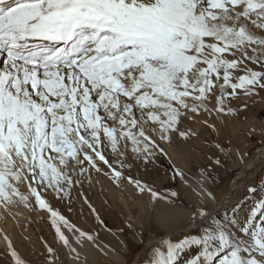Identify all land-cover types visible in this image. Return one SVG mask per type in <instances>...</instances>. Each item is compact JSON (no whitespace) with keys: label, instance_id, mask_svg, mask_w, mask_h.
Instances as JSON below:
<instances>
[{"label":"snow or ice","instance_id":"1","mask_svg":"<svg viewBox=\"0 0 264 264\" xmlns=\"http://www.w3.org/2000/svg\"><path fill=\"white\" fill-rule=\"evenodd\" d=\"M258 101L264 0H0V207L47 213L67 264H131L134 242L135 264H179L188 250L187 264H264V144L258 175L256 157L231 140L205 163L170 164L162 185L134 174L171 160L174 145L192 157L199 134L185 122L224 130L243 116V138L264 141V111L249 115ZM233 169L254 178L222 188ZM103 181L131 209L119 224L87 195L85 183ZM74 193L96 229L49 199L71 211ZM150 221L161 230L149 235ZM3 239L6 264H26ZM61 255L48 246L45 264Z\"/></svg>","mask_w":264,"mask_h":264},{"label":"rangeland","instance_id":"2","mask_svg":"<svg viewBox=\"0 0 264 264\" xmlns=\"http://www.w3.org/2000/svg\"><path fill=\"white\" fill-rule=\"evenodd\" d=\"M264 111V103H258L254 106V110L249 115L252 116L253 119L258 120L260 118L261 112ZM248 120H246L243 116L237 117L230 122V125L227 129L224 130H214L210 127H202L200 123L193 124L191 122H185L182 127L185 130H190L199 134V138L192 137V139L188 142V148L191 151L192 157H189L185 154L180 153L176 146H172L173 148V156L172 159L169 160L167 157H161L155 163V165H149L146 171L140 172L138 169L134 170V174L136 176H141L146 180L152 181L158 185H162L167 181L164 179V175L167 172L170 164H175L180 167H184L185 169L192 167L193 163L202 164L207 161V159L211 156V151L215 148L216 143L223 142L228 143L231 140L235 144H240L246 147L248 153L253 155L254 151L262 145L264 141L261 140L259 136L245 140L243 138L244 133L247 130ZM183 142V138L178 139L177 143L180 144ZM259 162L260 158L256 160V175L259 174ZM233 170H229L228 172H224L221 174L223 183L221 184L222 188L229 187V181L231 180L232 184L240 185L241 180H245L248 178H254L253 173L249 170L248 176L246 177L244 174L238 178L237 173L235 175H231ZM106 182V181H105ZM218 183H220V179L218 178ZM108 183V182H107ZM87 185V184H86ZM98 187V189H97ZM23 188V186H22ZM102 188V189H101ZM113 189H115L113 187ZM87 195L91 198L92 204L98 209L103 219L106 220L109 226L114 224H119L121 220L125 219L124 213L127 212L131 214V209L128 205H126V201L122 198L118 197V194L114 191L111 193L107 192L104 187L100 185L89 186ZM117 190V189H115ZM235 191V189H233ZM240 191H243V187L240 186ZM84 193L81 191L79 195H83ZM74 195V194H73ZM264 195V193H257V196ZM77 199H75V203H78L77 206L79 208L77 210L72 209L69 211L65 201H59L54 199L51 200L56 209L64 212L69 219L76 223L78 226H82L84 228H93L96 229L99 221L96 220L89 212L88 209L83 205L82 201L78 198V194L75 193ZM101 199V200H100ZM121 199V200H120ZM254 197L249 196L248 200L254 202ZM57 202H56V201ZM79 200V202H78ZM123 200V201H122ZM120 202V203H119ZM125 202V203H123ZM121 205H123V211H121ZM83 208H81V207ZM128 207V208H127ZM28 209V208H27ZM29 210V209H28ZM78 211V213H77ZM75 215V216H74ZM31 218V219H30ZM28 217L26 225L24 223L21 227L25 229L22 230L20 227L18 232L19 235L22 236L24 240L27 242V249L24 250L15 244L17 251L19 252L21 258L26 262V264H45V260L47 257V247L52 246L54 248H59L61 250V259L63 264H67V261L64 260L63 252L64 249L61 248L59 241L56 238L55 229L52 227L50 220L45 217L42 220V223H37L35 219L32 217ZM48 220V221H47ZM43 224L41 227L40 225ZM44 226V227H43ZM149 235H152L153 232L160 231V228L153 222H148L144 225ZM5 226L3 222L0 221V239H3L4 234L6 233ZM101 231V239L104 242H107L106 233L103 229H97ZM7 231V230H6ZM25 236V238H24ZM11 240L12 237L9 236ZM131 238V237H129ZM0 240V264H6L7 256L4 255V250H7V244L5 241ZM1 242L5 244H1ZM195 253L192 250H188L187 254L182 256L180 260V264H187V260L191 259ZM142 253L135 248V242L133 245V250L129 252L127 258L132 263L139 259ZM139 257V258H138Z\"/></svg>","mask_w":264,"mask_h":264},{"label":"bare ground","instance_id":"3","mask_svg":"<svg viewBox=\"0 0 264 264\" xmlns=\"http://www.w3.org/2000/svg\"><path fill=\"white\" fill-rule=\"evenodd\" d=\"M198 124V123H197ZM196 124V125H197ZM198 126V125H197ZM262 144H264V142L262 143ZM261 150H262V145L261 146H259L255 151H254V153H253V155L252 156H255L256 157V160L258 159V158H260V153H261ZM169 151L171 152V155L173 156V148L171 147V148H169ZM138 170L140 171V172H143V171H146L147 169L144 167V166H140L139 168H138ZM243 175V173H241V172H239L238 171V173H237V177H235V178H239L240 176H242ZM87 183H85V189H88V187H89V185L87 184ZM101 184V186L102 187H104V189L105 190H107V192H109V193H111L112 191H114V192H116L117 194H118V197L119 198H122L124 201H125V199H124V197H123V195H122V193H121V191H119V190H115V189H113V187H109L108 186V183H107V181L105 182V181H103V182H101V183H99V184H96V185H100ZM22 187V186H21ZM97 189H98V187H97ZM102 189V188H101ZM22 190H23V188H22ZM83 192V191H82ZM87 192H88V190H87ZM74 195H75V193H74ZM76 197V196H75ZM49 199L50 200H53V202H54V199L53 198H51V197H49ZM77 199V198H76ZM101 200V199H100ZM121 200V199H120ZM122 200V201H123ZM56 201V200H55ZM77 201V200H76ZM75 201V199L73 200V202H72V209H75V210H77L78 208H79V206H77V204L78 203H75L76 202ZM52 202V203H53ZM57 202V201H56ZM66 202V205H67V201H65ZM78 202H79V200H78ZM120 203V202H119ZM123 203H125V202H123ZM127 205V204H126ZM81 207V206H80ZM81 208H83V207H81ZM128 208V207H127ZM80 209V208H79ZM58 210V209H57ZM59 211H61V210H59ZM100 211V210H99ZM62 212V211H61ZM62 213H64V212H62ZM77 213H78V211H77ZM75 216V215H74ZM28 217L30 218V217H32L33 219H35L36 221H37V223H42V220L45 218V217H47V213H44V212H39V211H36V212H33V211H31L30 209L28 210L23 204H19V205H13V207H12V209H11V212H9V213H5V211H4V209L2 208V207H0V221H2L3 222V225L5 226V229H3V230H5V232L7 233V235L8 236H10V237H12L13 238V240H12V242L14 241L15 242V244L19 247V249L21 248V250L23 249H27V242H26V240H24L23 238H22V236H20L19 234V232L21 231H19L18 232V230H19V228L22 226V224L24 223V225H26V222H27V220H28ZM31 219V218H30ZM48 219V218H47ZM40 221V222H39ZM48 221V220H47ZM43 224H41L40 225V227L42 226ZM157 225V224H156ZM158 227H159V225H157ZM44 227V226H43ZM22 228V230H24L25 228L24 227H21ZM160 228V227H159ZM7 230V231H6ZM161 230V229H160ZM24 238H25V236H24ZM0 240H2V239H0ZM2 241H5V240H2ZM6 242V241H5ZM3 242H1V244H2ZM3 244H5V243H3ZM139 258V257H138ZM125 259H128L127 257H125ZM137 260V259H136ZM132 264H135V261H134V263H132ZM180 264V263H179Z\"/></svg>","mask_w":264,"mask_h":264}]
</instances>
